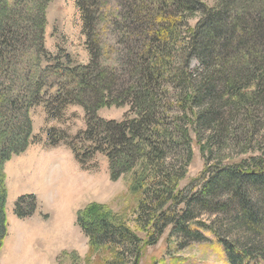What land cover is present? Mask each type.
Listing matches in <instances>:
<instances>
[{
    "label": "trees",
    "instance_id": "16d2710c",
    "mask_svg": "<svg viewBox=\"0 0 264 264\" xmlns=\"http://www.w3.org/2000/svg\"><path fill=\"white\" fill-rule=\"evenodd\" d=\"M50 2L0 0V250L7 236L3 165L32 143L30 109L43 105L47 119L60 120L77 105L85 128L74 145L83 153L71 150L80 167L82 155L96 152L107 158L111 180L140 166L133 173L141 192L136 221L155 234L147 245L168 226L170 236L196 242L209 231L228 264H264L262 154L239 165H212L176 191L190 161L191 132L210 151L238 143L251 152L254 137L264 141V0H218L211 8L202 0H75L90 56L85 65L61 49H45ZM100 23L115 36L108 46L113 66L101 64ZM111 105H129L132 117L96 115ZM54 133L49 130L51 146L58 144ZM35 210L34 195L14 205L20 220ZM205 211L228 216L227 223L217 228L197 220ZM76 225L90 244L112 245L116 258L128 253L136 264L141 240L128 226L79 214Z\"/></svg>",
    "mask_w": 264,
    "mask_h": 264
},
{
    "label": "rangeland",
    "instance_id": "374dc122",
    "mask_svg": "<svg viewBox=\"0 0 264 264\" xmlns=\"http://www.w3.org/2000/svg\"><path fill=\"white\" fill-rule=\"evenodd\" d=\"M217 1L202 0L210 8ZM45 15V49L52 54L61 49L75 64H87L90 56L75 0H51ZM199 18V13L193 14L188 25L194 27ZM105 25L99 27L105 52L101 64L113 66L116 56L108 46L115 43V36ZM195 66L196 62L192 60L191 67ZM129 110V105H111L98 109L96 115L105 121H121L132 117ZM29 118L32 124L31 145L3 165L7 236L0 250V264L132 263L128 253L127 259L116 258L118 248L112 245L90 244L76 225L78 214L88 219L104 218L115 225L128 226L141 240L136 264H228L221 245L209 231H202L205 238L196 242L170 236L172 226H168L155 244L147 245L155 234L150 225L143 226L136 221L141 192L137 180L139 174L133 176V173L140 166L111 180L109 163L103 154L82 155L85 169L74 159L72 147L76 146L77 151L83 153V147L80 148L78 143L74 145L75 136L85 128L84 111L80 106H68L62 119L49 120L44 106L38 105L30 109ZM50 129L55 130L53 140L58 138L55 146L48 143ZM190 138V161L176 191L201 178L212 165H239L251 156H264V141L256 137L248 144L255 149L252 153L249 150L243 152V146L238 143H226L210 151L206 143L192 132ZM23 195L35 196L36 210L30 218L20 220L14 215V205ZM205 212L197 220L214 221L217 228L218 224L224 226L227 223L228 216L225 219L219 212Z\"/></svg>",
    "mask_w": 264,
    "mask_h": 264
}]
</instances>
